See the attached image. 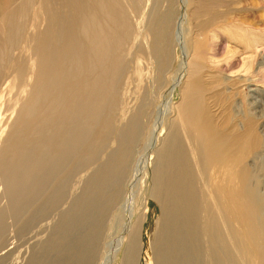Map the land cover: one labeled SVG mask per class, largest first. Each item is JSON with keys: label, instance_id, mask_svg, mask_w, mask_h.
Returning a JSON list of instances; mask_svg holds the SVG:
<instances>
[{"label": "bare ground", "instance_id": "bare-ground-1", "mask_svg": "<svg viewBox=\"0 0 264 264\" xmlns=\"http://www.w3.org/2000/svg\"><path fill=\"white\" fill-rule=\"evenodd\" d=\"M14 2L15 0H0V82L5 72H2L3 68H8L9 65L15 69V80H20L23 76L19 69L23 67L21 58L15 57L13 52L18 50L20 41L25 37L26 19L37 17L33 10L36 2L45 15L46 26L32 38L31 52L36 68L34 87L12 127L6 147L0 152V178L8 201L7 210H0V242L7 216L19 220L22 213L29 212V209L31 213L26 217L27 226L43 216L66 193L70 174L82 163L91 160L104 142L116 108L115 90L123 69V48L128 38V21L119 10L117 0H21L16 5ZM130 2L135 5L136 1ZM218 18L220 16L216 17ZM201 19L203 20L202 16ZM153 24L156 27L154 22ZM205 24L207 26V21L203 27ZM196 53L202 52H195L193 58ZM194 67L198 66L192 62L191 74L188 75L190 81L184 85L182 101L178 106L181 133H174L172 141L163 145L164 158L161 164L164 163V168L161 175L155 176L156 179L160 177L161 181L157 194L165 209L166 224L163 230L164 240L162 243L158 242L163 245L157 250L159 264H188L187 259L189 264H227L225 254V257L218 255L223 252L224 247L221 251L217 250L221 246L215 249L213 247L214 242H217L216 235L220 234V224L213 219L214 211L225 228L226 238L231 236L236 240L233 248L239 257L242 256L240 264H264V206L255 201L256 192L251 187L249 172L245 169L247 159L255 155L256 151L255 138L250 139V142L247 140L252 131H255L254 122L247 119L243 126L244 132L233 133L228 138H224L221 130L213 129L212 120L207 117L205 103L199 96L201 81L195 77L197 74L193 75ZM238 72L235 74L238 75ZM254 91L249 90L248 93L250 99L254 98L252 106L257 107L259 102L251 94ZM192 92L198 96H191ZM132 125L126 131L121 130L120 138L125 146H121L113 162H109L92 177L87 189V194L91 197L99 185L114 180L113 177L121 170V164L124 165L127 154L130 153L129 146L137 137V128ZM254 136L255 134L252 137ZM241 139L249 143H241ZM233 142L234 145L240 143L239 150L229 151L232 152L231 156L224 165L214 168V163L225 156L221 146ZM191 156L196 159L194 167L197 168V174L191 168L194 162L191 161ZM232 170L235 174L232 173L231 176ZM210 171L211 176L215 173L212 178ZM196 175L200 180L206 181L203 187L208 188L211 193L202 192L203 187L199 189L194 177ZM226 177L229 178L228 190L222 192L219 184ZM213 181L218 186L215 184L216 188L211 189ZM91 201L92 199L82 201L80 197L74 203L72 209L63 216V227L55 232L56 236L61 237L55 248L57 251L50 248L51 238L47 246L35 253L30 264H87L96 230L82 236H79L82 233L79 230L89 216L88 209L91 211L94 208V205H88ZM85 205H88L86 209ZM105 205L97 203L96 210L102 211ZM211 209L214 211H210ZM236 211L247 219V226L241 227ZM246 229L248 237L252 238L254 235L256 238L250 244L253 247L252 253L242 235ZM223 238L226 239L224 236ZM226 246L228 245L225 244ZM134 247L131 254L135 251ZM210 249L213 256V253H209ZM227 255L228 258L231 257V253Z\"/></svg>", "mask_w": 264, "mask_h": 264}, {"label": "rangeland", "instance_id": "rangeland-1", "mask_svg": "<svg viewBox=\"0 0 264 264\" xmlns=\"http://www.w3.org/2000/svg\"><path fill=\"white\" fill-rule=\"evenodd\" d=\"M20 1L15 0L14 5ZM117 1L119 10L128 21V38L123 48L124 65L115 90L117 103L110 131L95 156L70 174L66 193L64 192L59 201L43 216L36 218L28 226L25 222L31 213L29 209V212L22 213L19 220L6 217L5 230L0 242V264H30L35 253L47 246L51 238L50 248L57 251L55 248L61 237L56 236L55 232L63 227V216L72 209L80 197L82 201L92 199L88 205L89 207L94 205L95 208L91 211L88 209L89 216L87 214L88 218L79 230L82 232L79 236L96 230L87 264H159L157 250L163 247L160 243L164 240L163 230L166 224L165 209L157 194V189L161 188V181L160 177L156 179L155 176L161 175L164 168V163L161 164L164 158L163 145H168L167 141L169 143L172 141L174 133H181L178 106L182 101L184 85L190 81L188 75L191 74L192 62L199 67V69L194 67L192 72L194 76L197 74L195 77L201 81L199 96L205 103L207 117L212 120L213 129L221 130L224 138H228L233 133L239 134L238 132L243 131L247 119L254 122L255 131H252L247 140L250 142V139L255 138L256 151L255 155L247 159L245 169L249 172L251 187L256 192L255 201L264 206V0H135V5L130 2L131 0ZM38 7L36 2L33 10L37 17L31 16L26 19L25 37L20 41L18 50L13 52L15 57L21 58L23 67L19 69L23 76L20 80H15V69L11 65L2 70L6 73H3L0 82V152L6 147L12 127L34 87L36 68L31 52L32 38L46 26L45 15ZM160 14L165 19H161ZM201 16L203 20H200ZM217 16L220 18L216 19ZM159 20L161 24H158ZM206 21L208 24L203 27ZM153 22L158 29L154 27ZM152 29L154 31L156 29V33ZM166 35L169 36L167 40ZM196 48L198 51H195ZM195 52L202 53H196V57L193 58ZM241 69L247 74L241 72ZM249 72L253 74L249 75ZM249 90H255V94H251L256 96V101L259 102L257 107L252 106L254 98L250 99ZM195 95L198 96L192 92L191 96ZM133 122H136L137 126ZM131 124L137 128V133L135 132L137 137L129 146L130 153L128 152L124 165L121 164V168L119 167L121 170L113 177L114 180L102 183L92 192V198L87 194L92 177L115 159L121 146H125L120 133L128 130ZM242 141L249 143L241 139V143ZM234 144L235 142L221 146L225 156L220 159L222 163L220 160L214 163V168L219 165L222 167L230 158V153L239 150L240 143ZM192 160L194 162L191 168H194V174H197L194 156H191ZM3 169L5 171V168ZM234 171L236 173L237 168ZM234 171L232 170L231 176ZM214 175L215 173L211 178ZM194 177L201 190L206 181L200 180L198 175ZM227 179L229 181L228 177L220 181L221 186L218 188L222 192L228 190ZM215 184L218 186L216 182L212 184L211 189L216 188ZM207 189L203 187L202 192L207 194L209 191ZM97 203L107 204L99 212L96 210ZM88 205H85L84 209ZM7 208L5 186L0 178V210L5 211ZM213 214V219L220 224V234L216 235L218 238L217 242H214V249L221 246L217 249L221 251L224 247L223 252L218 255L225 254V263L240 264L242 256L239 257L233 248L236 240L231 236L226 238V231L220 223L219 215L215 211ZM237 217L243 223V225L240 223L241 227L247 226V219L243 218L240 212ZM246 232L247 229L243 230L242 235L252 253L253 247L250 244L252 239L256 238L254 235L252 238L248 237ZM225 244L228 246L225 247ZM133 247L135 251L131 254ZM211 249L210 254L213 253ZM228 253H231V259L228 258L230 255H227ZM213 255L214 253L211 256ZM192 262L193 260L190 263ZM187 263L189 264L188 259Z\"/></svg>", "mask_w": 264, "mask_h": 264}]
</instances>
